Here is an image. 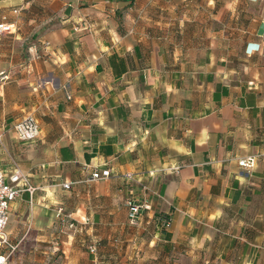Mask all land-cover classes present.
I'll return each instance as SVG.
<instances>
[{
  "label": "crops",
  "instance_id": "0c3cea01",
  "mask_svg": "<svg viewBox=\"0 0 264 264\" xmlns=\"http://www.w3.org/2000/svg\"><path fill=\"white\" fill-rule=\"evenodd\" d=\"M0 6V167L32 187L5 264H264V0Z\"/></svg>",
  "mask_w": 264,
  "mask_h": 264
},
{
  "label": "built area",
  "instance_id": "2783aa9c",
  "mask_svg": "<svg viewBox=\"0 0 264 264\" xmlns=\"http://www.w3.org/2000/svg\"><path fill=\"white\" fill-rule=\"evenodd\" d=\"M11 23L8 22L6 14L3 12L0 6V34L9 31L11 29ZM14 131L16 136L20 140H33L39 134V124L32 115H27L21 120L14 123ZM1 139V134H0ZM238 164L241 167H251L254 164L253 156L242 158L238 160ZM172 170H178V166L171 168ZM111 171L109 168L96 169L90 173L88 180H95L98 178L109 177ZM125 176L132 178V173L127 172ZM64 187H69V182H63ZM26 187L31 189V183L28 175L22 170L17 162L12 161V169L9 173L5 172L0 167V246L11 244L6 232V225L9 218V206L10 203L20 194L21 190ZM145 190H150L147 185H143ZM152 192H155L151 190ZM156 193V192H155ZM158 194V193H157ZM128 207V220L131 225H137L140 221L141 212L150 207L148 201L145 198L126 200ZM171 224L170 218L163 219V225L169 227ZM90 251H94V245L89 247ZM7 255L0 253V264H5Z\"/></svg>",
  "mask_w": 264,
  "mask_h": 264
},
{
  "label": "rangeland",
  "instance_id": "374dc122",
  "mask_svg": "<svg viewBox=\"0 0 264 264\" xmlns=\"http://www.w3.org/2000/svg\"><path fill=\"white\" fill-rule=\"evenodd\" d=\"M10 248V246L9 245H1L0 246V252H6L8 249ZM8 252V251H7Z\"/></svg>",
  "mask_w": 264,
  "mask_h": 264
}]
</instances>
